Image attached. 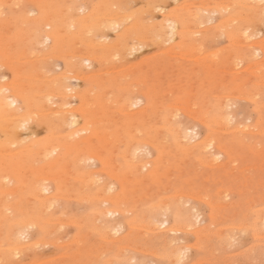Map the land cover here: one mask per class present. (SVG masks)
I'll return each mask as SVG.
<instances>
[{
	"label": "rangeland",
	"instance_id": "obj_1",
	"mask_svg": "<svg viewBox=\"0 0 264 264\" xmlns=\"http://www.w3.org/2000/svg\"><path fill=\"white\" fill-rule=\"evenodd\" d=\"M166 1L167 2H165V3L162 2L159 6H157L155 8V10L153 11V13L151 14V18L147 19V20L145 19V21H147L149 23L156 22V21L160 22L163 19L164 14L175 10L174 6H182L184 4L189 5V4H193L195 2L197 3L198 0L197 1L196 0H194V1L193 0H189V1L188 0H176V1L175 0H166ZM177 1H180L179 2L180 5ZM190 1H192V2H190ZM215 1L216 0H214V1L212 0L210 5H212V3H213V5L210 7L208 6V9L210 8V10L207 9L205 11V9H200V11H199V9H197V8L195 10H194V8L190 9L191 12H193V10H194V12H199L202 21L200 20L201 23L199 25V19L200 18L198 19V23H196L198 27L196 26V24L186 23L187 25H189L188 28L190 29L189 30L190 32H187L188 30L187 31L184 30L185 33L183 34V38L185 40V43H184L183 38L181 39L180 36L177 34L174 36L175 38H173V39L171 38L172 41L169 40L170 39L169 34H166L162 38L161 41H157V40L155 41L154 38L136 41V39L133 38L132 40H130L131 42H129L130 43V45L128 47L129 49L121 50L120 52L116 53L115 55H113L114 53L111 54L110 57H108V59L106 61L102 60L103 62L98 64L97 62H92V61L89 62L88 60H87L88 61L87 62L86 60H84L85 62H82V68H83V71L84 70L86 71V72L84 71L86 74H88L91 71H92L91 74L94 72H97L98 78L101 79V82L106 81L111 77H114V78L116 77L117 82L114 81V85L111 88L107 89L110 91H107V90L105 91V89L98 87L97 86L98 84L96 82L93 84L92 89H91L92 91L89 92V102L92 103V106L89 107L88 111L86 113H84V115L77 114L78 123H77V125H75V127L71 126L69 124L68 119L71 118V116L69 113L66 112V110L68 108L72 109V107L74 108V106H77V105H78L77 108H79V106H81L80 99L78 97H75V96H69V97L63 99V98L55 95L57 93L54 90H52L51 87L47 88V91L46 90L44 91L45 94L39 99L42 101H45L46 107L51 109V111H49L50 112L49 117L45 118L43 116H36V115H34L33 118L31 117L29 119V123H28L27 127L25 126L26 128L23 127V128L19 129V134H20V136L18 135V141L19 142H18V144L12 145V149L13 150H15V149L19 150L18 147L26 146L29 144L32 145L34 142L44 141L48 138H50V139L52 138L54 140L57 137H59L60 139H67L69 142H77L79 140H87V142L83 143L84 146L95 148L101 154L103 159H105L106 162H108V164L102 165V163L99 160H98L99 162L97 160H87L85 162H81V161L76 159L75 155H73L70 158H68V160H67L68 163H65L66 161L64 162V165L61 164L60 166H57L53 169H50V167H47V169L44 170L45 171L44 174L48 175L49 177L46 180L45 184L47 186L48 185H50V186H48L49 187V193L45 192V193H43V196L44 197L52 196V194L57 190L56 185L58 183L61 184L63 187L62 191L60 192V195H62V197H60L58 194V197L53 202H51L52 204H54L53 206L52 205H50V206L42 205V208L38 211L39 215L43 218V221L40 222V224H42V225L46 224L45 226L47 229H49V231L44 236L43 234L42 235L36 234L38 231L37 227L32 229L30 236L27 237L26 239L22 240L23 241L22 247H24L23 253L19 254L16 257L13 256L12 254L8 255L6 252L0 253V255L2 256L0 258V262H1L0 264H3V263L5 264L7 262H8V264H27L29 262L35 263L36 261H38L39 263L36 262L35 264H44V263L45 264H58V263L59 264L60 263L61 264H70V263L71 264H109L110 262H112L113 264H171V262L173 261L172 259L175 260L176 258L174 256L173 257L171 256L169 248L166 245H168V242L172 239H174V241L172 243L173 245L181 246V247H183L184 251L185 250L187 251V252L185 251V253H184L185 255L181 259L182 261L176 259L177 263L173 261L172 264H189V263L192 264V262L195 264H202L201 262H203V264H264V252H263L264 251V234L259 236V237L257 236V235L262 234V232L264 233V221H263L264 211H262V210H264V207H263V204H264V187L263 186H264V184H262L264 182V147H263L264 146V131H263V129H264V116L262 115V114H264V99H262V98H264V87H263V85H264V81H263L264 80V71H263V69H264V44L262 45V43H264V25H263L264 22H263V20H260L258 22H254V20H253L254 18L252 16V11H250L251 6L249 7V4H242V5L240 3L239 4H236V3L233 4V2H234L233 0L232 1L231 0H229V1L218 0L219 2L225 4L224 5L225 7L223 6V4L221 5V7L218 6L220 8L219 9V8H217V6H215L216 5L214 3ZM230 1L232 3H228ZM255 1H257V0H254V1L252 0V3L253 2L255 3ZM259 2H261V3H259ZM25 4L26 3H24L23 5L20 4V5H18L19 7L17 5H15L14 7L15 8L18 7V10H19ZM80 4H81V2H80ZM228 4H230V7L228 6ZM255 4H259V5L262 4L261 6H264V1L263 2L257 1ZM130 5H131L130 8L132 10H135V9L141 8L144 4H143L142 0H133V1H131ZM64 6H65V4L62 7H64ZM80 6H81V9H79L80 13L78 12V14L81 15L85 9H84V4H82ZM190 7H192V5L191 6L189 5L188 8H190ZM211 7H213L214 10ZM27 8H28V11L35 9L33 6H30V8L29 7H27ZM226 8H228V9H226ZM215 9L217 10V13H215L216 12ZM225 9L228 11L226 12ZM16 10H17V8H16ZM202 10H204L205 12H203ZM28 11H27V14L29 17L35 16L37 14V10H35L36 12L34 11V13H33V11L32 12L29 11L30 13ZM210 11H213L210 14V15H212L211 17H210V15H208ZM218 12H220V13H218ZM152 15H154V16H152ZM206 15H207V17L205 18ZM242 15H244V16H242ZM4 16H5V14H4ZM224 16H226V17H224ZM222 17L227 18L230 22H228L227 27H225L224 29H222L220 31L218 30L219 31V33H218V31H215L214 26L217 25L222 20ZM229 17H231V18H229ZM217 21H218V23H217ZM201 24H203V25L201 26ZM205 24H207V25L205 26ZM192 25L198 29L202 27L201 30H203L204 26H205V29L203 31H201L199 29V31H198ZM209 25L210 26L213 25V27L211 26V28H210ZM235 26L240 27L242 35L239 38H242V39L234 40V39H231V37L229 36L230 34L228 32L231 29L235 28ZM194 29H195V31H193ZM206 29H207V31H206ZM118 30L107 29V32L105 31V34H104L105 36L107 35V37L102 36L103 39L101 38L100 35H97V37H96L94 34L87 35L86 38L89 40H93V38H95L93 40L94 43L97 42L96 44H99V45H103L101 43L110 44L111 42L116 41ZM180 30H178V31H180ZM244 30H247V32H244ZM196 31H197V33H193ZM210 32H212V33L210 34ZM221 34H222V36H221ZM251 35H252V38H251ZM187 39H189V40H187ZM256 39H258V40L256 41ZM98 40H100V41H98ZM147 40H149V41H147ZM164 40L165 41L169 40V41L165 42ZM181 40H183L182 43H181ZM208 40H210V41H208ZM244 40L246 41L245 43H248V42H253V43H249L250 44V45L248 44L249 46L247 44L244 46V45H242V43L245 44ZM252 40H254V41H252ZM82 41H80V38H78L75 41H73V43L71 45H66L67 47L65 46V54L68 52L66 55H69L67 57H65V56L57 57V56H59V53H55L54 54L55 57L53 54H51V55H53V57L51 55H48L49 59H47L48 58L47 56L43 57L45 51L52 44L50 41H48L47 44L41 43V45L35 44L34 46L28 47V50L26 52L27 54L25 53V54L21 55L22 60L17 59V61H16L17 63H16V62H14L16 60L15 59V60H13V62L15 64H17L18 66L24 65V66H26V68L28 67L27 72L28 73L30 72L31 73V74L29 73L30 75L33 74L32 75L33 77H35V78L37 77V79L40 78V79H38L39 81L47 82L48 80H50V78L52 79L54 77H59L61 74H64V71H66V68H67V67H65V65H66L65 60H67V59L69 60L70 56L72 55L71 54L72 52L78 53V52H82L83 49H85V45L83 44L84 42L80 43ZM232 41H233V43H232ZM236 41L239 42V44ZM260 41H261V43H260ZM256 42L258 43V45ZM145 43H146V45H145ZM235 43H237V44H235ZM141 44H143V46ZM253 44L254 45L256 44V46L252 47ZM139 45H141V46H139ZM168 45H172V46L170 47ZM239 45H241L242 47H239ZM35 46H36V48L38 47L39 49H36ZM158 46L160 49L158 48ZM208 46H209V48H208ZM258 47L262 48L263 51L260 50L261 51L260 52L258 50L259 49ZM41 48H42V50H40ZM164 48H166L167 50L163 51ZM255 48H257V49L253 50ZM44 49H46V50H44ZM168 49L170 50V52ZM175 49L178 51H176ZM191 49L194 50L193 52L195 54L194 55L192 52L191 53L192 57L190 56V53H189L190 51H192ZM210 49L212 52L210 51ZM160 50H162L163 52ZM181 50H183V51H181ZM173 51H174V53H173ZM200 51H202L203 53ZM208 51H210L212 54H209L210 52H208ZM256 51L257 52L259 51V52L257 53ZM204 52L207 53L208 55L205 54V56H204ZM214 52H216L217 54L216 53L214 54ZM12 53H14V51H12ZM261 53H262L263 57H261ZM29 54L30 55L34 54L33 55L34 57L30 56ZM38 54L39 55L42 54L41 55L42 57L41 56L39 57ZM56 54H58V55L56 56ZM100 54H102V55L104 54L102 49L98 51L97 55L100 56ZM170 54H172V55H170ZM174 54H176V55H174ZM181 54L184 56L179 57V55H181ZM186 54L189 55V57L191 59ZM201 54H203V56L199 57ZM254 54H256V55H254ZM13 56H17V53H15V55L13 54ZM195 56H197L198 58L196 57V58L192 59ZM215 56H217V57H215ZM23 57H25L24 59L27 58V60H23ZM62 57L64 58V60ZM205 57H207V59H204ZM213 57H215V58H213ZM28 58H29V60H28ZM37 58L39 60H40V58L43 59L42 60L43 63L41 60H40V62L38 60H36ZM187 58H189V59L187 60ZM32 59H35V61ZM127 59H128V61H127ZM196 59H197V61H194ZM18 60H21V61H18ZM190 60H193V61L191 62ZM38 62H39V64H37ZM130 63H132V65ZM239 63L241 66L239 65ZM117 64L122 68L118 69L119 66ZM28 65H30V67ZM96 65L99 67H97ZM124 65H126V66H124ZM231 65H233V66H231ZM258 65H260V66L258 67ZM132 66H133V68H132ZM153 66H154V68H153ZM253 66H255V68L256 67L257 68L252 69ZM42 67H44L43 70H42ZM111 67L114 70H117V72L112 70ZM194 67H196V68H194ZM220 67L221 68L223 67L222 68L223 70L228 68V70L223 71ZM225 67H227V68H225ZM229 67L233 71H231ZM232 67H234V68L232 69ZM236 67L239 69L240 68L243 69V67H244V69L243 70H241V69L237 70ZM29 68L31 70H29ZM115 68H117V69H115ZM190 69H191V71H190ZM235 69H236V71H234ZM97 70H99V71H97ZM105 70H108V73H106ZM100 71L101 72L103 71V72L100 73ZM163 71H164V73H162ZM61 72H63V73H61ZM228 72H230V73H228ZM239 72H241V73H239ZM250 72H252V73L250 74ZM35 73H36V75L38 73L39 74L36 76ZM57 73L58 74L60 73V75L55 76L54 74H57ZM76 73H77V71H75L74 74L70 73L69 78L67 80V83L72 88H75V90H77L79 92V91L85 90L87 87V84L84 80L82 81L80 79H77L76 76H75L76 78H73L74 75H77ZM99 73H100V75H99ZM29 74H28L29 77L27 78V81L32 82ZM51 74H53L54 76H52ZM71 74H73V75H71ZM201 74H202V76H201ZM40 75H42L44 78L41 77ZM44 75H46V76L48 75L50 78L48 76L45 77ZM170 75H172L174 78L172 76L169 77ZM183 75H186V77ZM0 77L2 78V79H0L1 82L8 81L11 79V72H9L8 68L2 66V67H0ZM42 78H43V80H41ZM154 78H156L157 81ZM184 78H186V79H184ZM190 79H192V80L189 81ZM34 80L35 79H33V81ZM195 81H197V82H195ZM245 81H246V84L244 83ZM256 82H259V83L255 84ZM188 83H190V84H188ZM247 83L253 84L256 87H254L253 85H249V84H248L249 85L248 86ZM145 85H146V87H145ZM160 85H162V86H160ZM219 87H220V89H218ZM251 87L253 88V90ZM257 87H259V88H257ZM49 89H50V91H49ZM123 89L132 91L134 93L136 92L134 94V96H136V97H134L135 99L133 98V103L136 102V103H134V106H133V104L131 106H128V104L124 100V98L122 96L123 93L121 94V91H123ZM213 89L215 91L216 90H218V91L214 92ZM256 89L257 90L259 89L260 92H257ZM211 90H212V94L215 97H213V95L210 96ZM254 90H256V91H254ZM235 91H237L236 92L237 94L235 93ZM48 92H51V93H48ZM147 93H148V95H147ZM228 93L229 94L233 93L232 95H235V96H232L231 94L229 95ZM48 94L49 95L54 94V95H52V96L50 95V97H49ZM97 94H100V96L104 97V99H103L104 101L103 100L102 101L105 102L106 104H102L100 99L95 101V103H94V98ZM222 94H226V95L228 94L229 97L227 98L226 95L223 96ZM241 94L243 95V97H241ZM246 94L248 95V97L250 99H248V97H246L247 96ZM237 95L240 96L241 98L236 97ZM138 96H139V98H138ZM255 96H257L256 100L258 99L260 103L255 100ZM225 97L227 99H225ZM245 97L247 99H245ZM190 99H192V100H190ZM260 99H262V101H260ZM199 100H200V102H199ZM233 100H235V101H233ZM191 101H192V103L193 102L194 103L192 104ZM137 103H139V104L137 105ZM171 103L173 105L175 103L176 106L175 105L172 106ZM167 104H169V105H167ZM190 104H192L191 107H190ZM125 105H127L128 110H126V112H123L125 110L123 108ZM139 105H140V107H139ZM188 105H189V107H188ZM195 105H196V107H195ZM231 105H232V107H231ZM54 106L55 107L57 106V108H55ZM63 106L65 107V112H63V110H62L64 108ZM66 106L68 107L67 109H66ZM181 106H182V108H181ZM116 107H118L119 109ZM221 107H223L226 110V116L229 114V112H231V114H234L235 118H236V119L234 118L235 120L233 119L234 121L232 120V122H228V121L225 122V123H227V125L230 124L229 126L224 124L225 126H222V128H221V127L217 126L218 124L217 125L213 124V127H212L213 131H215L214 128L221 130L220 132H218V130H216L217 132L215 131V133L217 136L220 137V139L222 140V143L226 144V147H228L225 150L226 153L217 155L218 149L214 150V148H207V149H204L201 151H193L192 148L194 147V145L198 141H200L199 139H201L202 136H204L205 131H206V126L201 124L202 122H200L199 117L203 118L206 115H208L210 118H213L214 115L216 114V110L220 111V109H218V108H221ZM59 108H61V111H62V114H60V115L64 116L66 118V121L63 124L53 123L56 120V118H58V115L54 114V113L56 111H57L56 113H58ZM120 108H123L124 110L121 109L122 112L117 111V109L120 110ZM129 108H130V110L131 109H133V110L129 111ZM134 108L137 112L141 111V110H143V111L146 110V111L141 115V118L138 121H136L134 123H127L126 120L129 119V115L136 113V111H134ZM187 108H189L192 113H190V111L188 112ZM215 108H217V109L215 110ZM55 109H58V110H55ZM185 109H186V111H184ZM212 109H213V111H212ZM54 110H55V112H54ZM173 110H175V111H173ZM210 110H211V112H210ZM260 110L263 112L261 113ZM51 112H53V113H51ZM119 112H121V113H119ZM186 113L189 114L190 116L187 115ZM237 113H238V115H237ZM53 114H54V116H52ZM193 114L194 115L196 114L194 116V118L192 116ZM153 115H155V116H153ZM182 118L184 119V122L182 121ZM195 118H198L199 121L197 119L195 120ZM173 119L178 120L177 121L178 123L179 122H182V123L186 122L185 126L188 127V129H186L188 131V135H189L188 138H183L182 133H180V135H178V136L173 134L171 127H174L177 125V123L175 122L176 120L174 121ZM169 120H171V121L173 120L172 122H175V123H172V122L169 123ZM51 121H53V122H51ZM89 121H91V123H89ZM87 122L89 124H87ZM166 122H168L169 124H167ZM240 122H241V124H240ZM196 123H199V124H196ZM251 123H253V124H251ZM192 124H194V125L192 126ZM234 124H237V125H235V127H237V128L239 126L243 127V129H245V131L240 132L239 130L242 129L241 127H239V129L235 128V130H234V128H232V127H234ZM62 125L66 126V127H63ZM162 125H163V127H162ZM67 126L69 127V129ZM86 126H88L87 129L84 128ZM54 127H56V128H54ZM251 127H253V128H251ZM228 128H229V130H228ZM223 129L224 130L226 129L227 132H225ZM253 129L254 130L256 129L257 131L256 130L254 131ZM62 130L64 132H62ZM260 130L262 132H260ZM52 131H53V134H51ZM66 131L68 132L69 136L67 133H65ZM222 131H224V132L222 133ZM56 132H58L59 134L61 133V134L60 135L56 134ZM149 132H151L152 135H155L157 137V141L159 142L160 147L158 148L153 143L145 144L146 146L144 145L138 151V153L134 156L131 153V151L128 150L127 141L129 140V138L134 137V136H136L140 140H144ZM22 133H24V134H22ZM44 133H46V134H44ZM230 133H232V135ZM21 134H22V136H21ZM107 134H109V135H107ZM168 134H169V136H168ZM243 134H245V135H243ZM256 135H258V137ZM195 136H196V138H195ZM200 136H201V138H200ZM108 137H110V138L108 139ZM179 137H180V139H179ZM242 137L246 139L245 144L250 145L253 148L251 151L245 149L246 147L238 142L239 138L241 139ZM164 138H165V140H164ZM197 138H199V139H197ZM248 139H251V140L248 141ZM256 140L257 141L261 140V142L259 141L258 143H256ZM193 141H195V142H193ZM13 146H15V147H13ZM188 148H190V151L187 150ZM147 149L149 151H147ZM150 151L152 154L150 153ZM203 151H204V153H203ZM148 153H150V154H148ZM225 155H226V157H225ZM53 157H44V154L41 153V154L35 155L34 158L28 160L26 163H25V161L22 162V163H25L22 177H23V179H26L25 181L27 182V186L24 187L22 192L14 190V191H11V193L10 192L7 193L8 192V190H7L6 192H4L7 194L0 193V212H1V215L11 216L14 212V210L13 211L8 210L11 206L18 207V208H20L22 206V210L23 209H26V210H35L36 209V206L38 204V200L36 199V197H33V195H30L28 193V191H29L28 185L30 183L31 184L34 183L37 180V178H38V176L36 175L37 172L39 170L43 169V166H47L48 160L52 159ZM204 160L206 163L204 162ZM137 161L139 163H135ZM140 161L147 163V166L145 167V169H144V166H142L144 163H142ZM207 161L210 162L209 163L210 167L208 166ZM213 161H215V162H213ZM114 162L117 163L118 165L115 164ZM200 162H203V164L204 163L205 164L203 165ZM211 162H213L214 165ZM219 162H223V163H219ZM99 163L101 165H99ZM218 163H219V165H218ZM242 166H244V167H242ZM245 166H247L246 167L247 169L245 168ZM136 167L138 169L139 168L140 169L138 170V169H136ZM256 167H258L257 171L255 169ZM93 169H95L94 171H96L98 173L93 174L92 173ZM103 169H105V171ZM154 169L156 170V173H157L156 175L151 174V172ZM262 169H263V171H262ZM106 171H108L109 175H111V176H108V174H107L108 172L106 173ZM258 174H260L259 176H262V177H259ZM74 177H76V178H74ZM77 177L79 179H77ZM93 177H94V179H93ZM119 178H120V180H119ZM122 179H124V180H122ZM91 180L92 181L94 180V181L92 182ZM91 183H93V184L91 185ZM107 183H108V185H106ZM114 183H115L114 188L109 191L108 188H109L110 184L112 185ZM5 184H7L8 188H11V187L14 188L16 185L15 183H7V182ZM261 184H262V187H261ZM83 186L84 187L87 186L88 189L86 187L84 189ZM253 186H255L257 189ZM223 189H224V191H223ZM252 189L255 192H253ZM221 190L223 192H221ZM178 191L183 193L182 195L180 194L181 196H184V193H185V197H183V199H182V197L178 196V194H179ZM169 192H171L170 193L171 195H166ZM177 192H178V194H176L177 195L176 196L175 193H177ZM237 192H239V193H237ZM242 192H244V193H242ZM250 192H252L253 194ZM172 193H173V195H172ZM191 193L193 194V196H197V198H196L197 200L195 198H193L194 199L193 201L190 200V199H192L191 198L192 195L190 196ZM72 194H73V197H72ZM97 194L101 195V197H100L101 199L108 198L111 195H115V196H118L120 198V201H121L120 206H114L113 209L119 208V209H121L122 212L121 213L116 212L113 216L109 217V218L115 220L117 225L119 223L121 224V226L123 225L118 233L104 227V225H103L104 221L99 216V212H100V207L106 206L107 204H105L103 202L101 203L99 200L97 201L95 199H92L93 196H96ZM162 194L165 195V199L162 198V196L164 197V195H162ZM217 194H220V195L217 196ZM221 194H223V195H221ZM188 195L190 196V198ZM256 195L257 196L259 195V197H256ZM63 196L64 197L67 196L66 199ZM69 196H70V198H69ZM2 197H4V199ZM150 197H152V198L150 199ZM200 197L201 198L205 197V198H203L204 200L201 201L202 199H200ZM244 197H246V198L244 199ZM248 197H250V198H248ZM140 199H141V201H140ZM161 199H163V200H161ZM174 199L179 200L181 203H183L182 205L184 207L186 206L185 208L190 209L195 214L196 217L194 218V220H195L196 226L195 225L192 226L193 230L190 229V231H192V232L188 231V228H187V231L186 230H184V231L183 230H176L175 231V229L174 230L170 229V226H168V225L170 223H172L171 222L172 221L171 214H167V215L163 214L162 216L159 217V219H157V220H159L157 222V225L153 224V220L150 218V214L152 212L151 210L164 205V202H167V200L173 201ZM241 199L244 203H242ZM248 199H250V200H248ZM255 199L256 200L258 199L257 202ZM205 200H206V202H205ZM127 201L130 202V204H128ZM222 201H223V203H222ZM234 201H235V203H234ZM154 203L155 204L158 203V204L155 205ZM218 203H220L221 205H218ZM240 203H241V206L238 205ZM212 204H214V205H212ZM215 204H217V205H215ZM229 206H231V208ZM235 206L236 207L238 206V207L236 208ZM248 206H249V208H248ZM261 206L263 208H260ZM244 207H246V208L244 209ZM254 207H256V208H254ZM43 209H45V210H43ZM94 210H96V211H94ZM147 210H150V211H147ZM241 211H242V213H241ZM81 212H82V214H80ZM83 212H85L84 215H83ZM234 212H236V213H234ZM248 212H250V213H248ZM261 212H263V213H261ZM257 214H258V216H257ZM80 215H82V217ZM85 215H88V216H85ZM261 215H262V218H261ZM125 216H127V217H125ZM216 216H217V218H216ZM236 216H238V217H236ZM239 216H240V218H239ZM60 217L64 218L65 220L68 219V221H65V223L64 222H57V219H60ZM90 217H91V219H90ZM222 217H224L225 219ZM227 217H228V219H227ZM232 217H234V218H232ZM48 218L50 219L51 223H49ZM167 218H168L169 222L168 223L167 222L162 223ZM207 218L208 219L210 218V219L208 220ZM260 218L262 219L261 221H260ZM45 219L47 220L46 222H44ZM51 219H54V221L52 222ZM64 219H62V221H64ZM206 219L208 220V223L206 222L207 221ZM217 220H219V221H217ZM97 221H99V223ZM47 222L49 223V225L47 224ZM242 223H243V225H241ZM50 224H52V225H50ZM54 224H55V226H54ZM134 224H136L137 227H135ZM140 224L142 225V228L140 226L138 227V225H140ZM225 224H226V226H222ZM244 224H247L248 228ZM57 225H59V227H56ZM145 225H146V229H147V227H149L147 229V231L145 230ZM227 225H230L231 227L227 226ZM238 225H240V226L237 227ZM86 226H87V228H86ZM151 226H157V227H159V229L156 228V229L152 230ZM164 226H166V227H164ZM233 226H235V227H233ZM133 227H135L134 229L136 230V232H135V230H133ZM167 227H169V228H167ZM252 227H254V228H252ZM53 228L54 229L58 228V229L54 230ZM80 228L82 231L80 230ZM164 228H166V229H164ZM229 228H230V230H228ZM257 228H259V229H257ZM149 229H151V232H152L151 235H150ZM181 229H185V228H181ZM246 229H247V231H246ZM60 231H62V232H60ZM79 231H80V233H79ZM174 231L176 232V234H174ZM200 231H201V233H200ZM208 231H209V234H208ZM1 232L2 231H0V244L2 243L1 248L5 250L6 249V241L4 240V237H1V236H4V234L3 233L1 234ZM256 232H257V234H256ZM76 234L78 236H76ZM83 234H84V236H83ZM86 234H87V236H86ZM108 234H110V235L108 236ZM156 234H158L157 240H155ZM253 234L254 235L256 234L255 235L256 238H253L254 237ZM138 235H139V237L137 238ZM54 236H55V238H52ZM60 236H61V238H60ZM99 236L100 237L102 236L103 239L106 238L104 236H107V238H106V240L103 241ZM110 236H112V239L109 238ZM203 236H205V237L203 238ZM148 237H149V239H147ZM232 237H233V239H231ZM39 238L41 240H39ZM36 239H37V241H35V242L31 241V240H36ZM62 239H63V241H62ZM162 239H163V241H162ZM56 241H57V243H56ZM202 241H204V242H202ZM54 242H55V244H54ZM73 242L77 243V245H76L77 247L75 246V243H73ZM24 243H25V245H24ZM190 243L192 246L189 245ZM38 244H39V246H38ZM124 244L126 245L125 247H124ZM67 245H69V246H67ZM186 245H188V246H186ZM200 245H202V247H203L202 249H201ZM219 245H220V247H219ZM138 246L140 247V249L144 248L145 252L143 251L144 249L140 251ZM64 247H66V249H64ZM67 247H70V248H67ZM73 247H75L76 249ZM136 248H137V250H136ZM152 249L154 252L158 253L159 255H157L155 253L157 255L156 256L153 253V251H151ZM188 249H190V250H188ZM127 250H130V251L127 252ZM147 251H150L152 253L150 254ZM73 252L74 253L76 252V253L74 254ZM31 253H32V255H31ZM79 253H80V255H79ZM112 253H114V254H112ZM247 253H249V254H247ZM61 254L66 255V256H62ZM69 254L71 255V257L69 256ZM93 255H95V256H93ZM103 255H105V256H103ZM35 256H37V257H35ZM53 256L58 262L54 258H52L51 261L45 260V259L50 260V258ZM60 256H62V257H60ZM72 257H74V259ZM76 259H77V261L75 263L74 261ZM42 260H43V262H42ZM53 260H55V261H53ZM63 260H64V263H63ZM40 261H41V263H40ZM52 261H53V263H51Z\"/></svg>",
	"mask_w": 264,
	"mask_h": 264
},
{
	"label": "bare ground",
	"instance_id": "obj_2",
	"mask_svg": "<svg viewBox=\"0 0 264 264\" xmlns=\"http://www.w3.org/2000/svg\"><path fill=\"white\" fill-rule=\"evenodd\" d=\"M131 1H133V0H0V67H2V66H4V67H6V68H8V70H9V72H11V79L10 80H8V81H5V82H1L0 81V193H4V192H6L7 190H8V192L7 193H11V191H23V189H24V187L25 186H27V182L25 181L26 179H23V177H22V175H23V169H24V165H25V163L28 161V160H30V159H32V158H34L35 157V155H38V154H41V153H43L44 154V157H53L52 159H49L48 160V162H47V166H43V169H41V170H39L38 172H37V176H38V178H37V180L34 182V183H30L29 185H28V187H29V191H28V193L30 194V195H33V197H36V199L38 200V204H37V206H36V209L35 210H26V209H23L22 210V206L20 207V208H18V207H14V206H11L8 210H11V211H13L14 210V212H13V214L11 215V216H5V215H1V212H0V231H2L1 232V234L3 233L4 234V236H1V237H4V240L6 241V249L4 250V249H2L1 248V246H2V243L0 244V253H4V252H6L8 255H13V256H18L19 254H21V253H23V251H24V247H22V245H23V239H26L27 237H29L30 236V234H31V230L32 229H34L35 227H37V235L39 234H43L44 236L48 233V231H49V229H47L46 228V224L45 225H42V224H40V222H42L43 221V218L39 215V210L42 208V205H48V206H50V205H54V204H52L51 202H53L57 197H58V194H59V196L60 197H62V195H60V192L62 191V189H63V187H62V185L61 184H57L56 185V191L52 194V196H48V197H44L43 196V193H45V192H48L49 193V187L48 186H50V185H46L45 184V182H46V180L48 179V175H45L44 174V170L45 169H47V167H50V169H53V168H55V167H57V166H60L61 164H63L64 165V162L65 163H68V158H70L71 156H73V155H75V157H76V159L77 160H79V161H81V162H85V161H87V160H99L101 163H102V165H105V164H108V162H106V160L105 159H103V157L101 156V154L95 149V148H92V147H88V146H84V144L83 143H85V142H87V140H79V141H77V142H69L67 139H60L59 137H57L56 139H50V138H48V139H46V140H44V141H40V142H34L32 145L31 144H29V145H26V146H22V147H18L17 145V147L19 148V150H17V149H15V150H13L12 149V145H15V144H18V135L20 136V134H19V129L20 128H23V127H27V125H28V123H29V119L32 117H34V115H36V116H43V117H45V118H48L49 117V115H50V112L49 111H51V109H49V108H47L46 107V102L45 101H42V100H40L39 98H41L44 94H45V90L47 91V88H49V87H51L52 88V90H54L57 94H55V95H57V96H59V97H61V98H63V99H65V98H67V97H69V96H75V97H78L79 99H80V102H81V106H79V108H77V106H74V108L72 107V109H70V108H68L67 106H66V112L67 113H69L70 114V116H71V118H69L68 120H69V124L71 125V126H74L75 127V125H77V123H78V116H77V114H81V115H84V113H86L87 111H88V109H89V107H91L92 106V103H90L89 102V92L90 91H92L91 89H92V86H93V84L96 82L98 85V87H100V88H102V89H105V91L107 90V89H109V88H111L113 85H114V81H116L117 82V78L115 77H111V78H109L108 80H106V81H102L101 82V79H99L98 78V73L97 72H94V73H92L91 74V72H89L88 74H86L84 71H83V68H82V62H85L84 60H88L89 62L90 61H92V62H97L98 64L99 63H101V62H103L102 60H104V61H106L107 59H108V57H110V55L111 54H113V55H115L116 53H118V52H120L121 50H127V49H129L128 47H129V45H130V43L129 42H131L130 40H132L133 38H135L136 39V41L138 40H146V39H152V38H154V40L156 41H161L162 40V38L166 35V34H169V40H171V38L173 39V38H175L174 36L177 34V35H179L180 36V38L182 39L183 38V34L185 33L184 32V30L185 31H187V32H190L189 30V28H188V26L189 25H187L186 23H189V24H196V23H198V19H199V25H200V20H201V17H200V13L199 12H194V10L197 8V9H199V11H200V9H205V11L208 9V6L210 7V6H212L213 5V3H212V5H210V3L212 2V0H196L197 1V3L195 2V3H193V4H189L190 6L192 5V7H190V8H188L189 7V5H185L184 3V5H182V6H174L175 7V10H173V11H171V12H169V13H166V14H164L163 15V19L160 21V22H152V23H149V22H147V21H145V19L147 20V19H150L151 18V14L153 13V11L155 10V8L157 7V6H159L162 2H167L166 0H142L143 1V6L141 7V8H138V9H135V10H132L130 7H131ZM176 1V0H175ZM189 1V0H188ZM194 1V0H193ZM200 1V2H199ZM214 1V0H213ZM218 0H216L214 3L216 4H214L215 6H217V8H219V7H221V5L223 4V6L225 5L224 3H221V2H217ZM221 1V0H220ZM227 1H229V0H227ZM226 1V2H227ZM232 1V0H231ZM228 2V3H232V2ZM234 2H233V4L234 3H236V4H249V7L251 6V8H250V11H252V16H253V20H254V22H258V21H260V20H263V22H264V6H261V5H259V4H255L257 1H264V0H257V1H255V3L253 2L252 3V0H233ZM254 1V0H253ZM80 2H81V4H80ZM178 3L180 2V1H177ZM190 2H192V1H190ZM24 3H26L23 7H21L19 10H18V5H23ZM65 4V6L64 7H62L64 4ZM174 3V2H173ZM188 3V2H187ZM259 3H261V2H259ZM82 4H84V12H82V14L80 15V14H78V12H79V9H81V6L80 5H82ZM177 4V3H176ZM232 4V5H233ZM15 5H17L18 7H16L17 8V10H16V8L14 7ZM178 5V4H177ZM179 5H180V3H179ZM30 6H33L35 9L34 10H29L30 12H32L33 11V13H34V11L35 10H37V14L35 15V16H32V17H29L28 16V14H27V11H28V8L27 7H29L30 8ZM219 6V7H218ZM227 6V5H226ZM228 6L230 7V4H228ZM244 6V5H243ZM177 7V8H176ZM225 7V6H224ZM228 7V8H229ZM23 8V9H22ZM191 8H194V10H193V12H191L190 11V9ZM211 8H213V7H211ZM216 8V9H217ZM228 8H226V9H228ZM215 9V10H216ZM220 9V8H219ZM223 9V8H222ZM221 9V10H222ZM225 9V11L227 12L228 10H226ZM208 10H210V8L208 9ZM213 10H214V8H213ZM224 10V9H223ZM28 11V12H29ZM198 11V10H197ZM203 12H205L204 10H202ZM238 11V10H237ZM29 12V13H30ZM36 12V11H35ZM208 12V11H207ZM211 12H213V11H210L209 12V14L208 15H210L211 14ZM80 13V12H79ZM215 13H217V10H216V12ZM218 13H220V12H218ZM224 13V12H223ZM251 13V12H250ZM4 14H5V16H4ZM152 16H154V15H152ZM202 16V15H201ZM212 15H210V17H211ZM223 16V15H222ZM227 16V15H226ZM226 16H224V17H226ZM242 16H244V15H242ZM207 17V15L205 16V18ZM234 17V16H233ZM229 18H231V17H229ZM155 19V18H154ZM157 19V18H156ZM211 19V18H210ZM208 20V19H207ZM154 21V20H153ZM202 21V20H201ZM232 21V20H231ZM228 22H230L227 18H223L222 17V20L218 23V21H217V25H215L214 27H215V31H220V30H222V29H224L225 27H227V24H228ZM206 23V22H205ZM204 24V23H203ZM203 24H201V26L203 25ZM208 24V23H207ZM207 24H205V26L207 25ZM262 25V24H261ZM264 25V24H263ZM193 26V25H192ZM191 26V27H192ZM196 26H197V24H196ZM205 26H204V29H205ZM210 26V25H209ZM208 26V27H209ZM212 27H213V25H211ZM211 26H210V28H211ZM194 28H195V26H193ZM198 27V26H197ZM200 27V26H199ZM188 28V29H187ZM202 28V27H201ZM201 28H199L200 30H201ZM243 28V27H242ZM107 29H113V30H118V34H117V38H116V41H113V42H111L110 44H107V43H101V44H103V45H99V44H96V43H94V39L95 38H93V40H89V39H87L86 38V36L87 35H90V34H94L96 37H97V35H100L101 36V38H102V36H105L104 34H105V31L107 32ZM181 29V30H180ZM195 29H197L198 31H199V29L198 28H195ZM195 29L193 30V31H195ZM203 29V30H204ZM244 29V28H243ZM178 30H180V31H178ZM192 30V29H191ZM203 30H201V31H203ZM255 30V29H254ZM206 31H207V29H206ZM213 31V30H212ZM219 31H218V33H219ZM226 31V30H225ZM116 32V31H115ZM244 32H247V30H244ZM117 33V32H116ZM193 33H197V31L196 32H193ZM209 33V32H208ZM207 33V34H208ZM212 32H210V34H211ZM230 35V37H231V39H234V40H237V39H242V38H239L241 35H242V32H241V29H240V27L238 26H235V28H233V29H231L229 32H228ZM223 34V33H222ZM222 34H221V36H222ZM247 34V33H246ZM111 35V34H110ZM109 35V36H110ZM195 35V34H194ZM224 35V34H223ZM198 36V35H197ZM105 37H107V35L105 36ZM168 37V36H167ZM216 37V36H215ZM78 38H80V41H82V42H80V43H83L84 45H85V49H83V51L82 52H78V53H71L72 55L70 56V58H69V60L67 59V60H65V62H66V65H65V67H67L66 68V71H64V74H61L60 75V73L58 74H54L55 76L56 75H60L59 77H54V78H50L48 75V77L50 78V80H48L47 82H44V81H39L38 79H40V78H38L37 79V77L35 78V77H33L32 75H30L28 72H27V68H26V66H24V65H22V66H18L17 64H15L14 62H16L17 61V59H21L22 60V56L21 55H23V54H25L26 52H27V50H28V47H31V46H34L35 44H39V45H41V43H44V44H47L48 43V41H50L52 44H51V46L46 50V49H44V50H46L45 51V53H44V55H43V57H45V56H47L48 57V55H51V54H55V53H59V56H57L58 54H56V56L57 57H61V56H65V57H67V56H69V55H66L65 54V46L66 45H71L72 43H73V41H75L76 39H78ZM100 38V39H101ZM249 38V37H248ZM251 38H252V35H251ZM82 39V40H81ZM103 39V38H102ZM107 39V38H106ZM250 39V38H249ZM169 40H166V41H169ZM183 40H184V38H183ZM183 40H181V43H182V41ZM187 40H189V39H187ZM233 40V41H234ZM258 39H256V41H257ZM98 41H100V40H98ZM135 41V42H136ZM147 41H149V40H147ZM165 41V40H164ZM165 41V42H166ZM172 41V40H171ZM208 41H210V40H208ZM233 41H232V43H233ZM250 41V40H249ZM252 41H254V40H252ZM79 42V41H78ZM229 42V41H228ZM231 42V41H230ZM237 42V41H236ZM246 41L244 40V43H245ZM184 43H185V40H184ZM238 44H239V42H237ZM237 43H235V44H237ZM249 43H253V42H248V43H245V44H243L242 43V45H248ZM257 43V42H256ZM260 43H261V41H260ZM76 44V43H75ZM79 44V43H78ZM150 44V43H149ZM148 44V45H149ZM159 44V43H158ZM167 44V43H166ZM234 44V45H235ZM241 44V43H240ZM264 43H262V45H263ZM142 46H143V44H141ZM141 45H139V46H141ZM145 45H146V43H145ZM144 45V46H145ZM250 45V44H249ZM248 45V46H249ZM257 45H258V43H257ZM15 46V47H14ZM136 46V45H135ZM168 46H172V45H168ZM200 46V45H199ZM236 46V45H235ZM238 46V45H237ZM254 46H256V44L254 45H252V47H254ZM67 47V46H66ZM167 47V46H166ZM176 47V46H175ZM239 47H242L241 45H239ZM35 48H36V46H35ZM158 48H159V46H158ZM173 48V47H172ZM171 48V49H172ZM208 48H209V46H208ZM233 48V47H232ZM244 48V47H243ZM259 49V51L260 50H262L263 51V49L262 48H260V47H258ZM36 49H39L38 47L36 48ZM102 49V51L104 52V54L102 55V54H100V56H98L97 54H98V51L99 50H101ZM160 49V48H159ZM193 49V48H192ZM191 49V50H192ZM257 48H255V49H253V50H256ZM16 50V51H15ZM40 50H42V48L40 49ZM135 50V49H134ZM164 50H167L166 48H164L163 49V51ZM169 50V49H168ZM176 50V49H175ZM213 50V49H212ZM12 51H14V53H12ZM77 51V50H76ZM75 51V52H76ZM79 51V50H78ZM136 51V50H135ZM134 51V52H135ZM160 51H162V50H160ZM162 51V52H163ZM176 51H178V50H176ZM181 51H183V50H181ZM194 50H192V51H188L189 53H190V56L192 55L191 53L193 52ZM210 51H211V49H210ZM210 51H208V52H210ZM215 51V50H214ZM258 51V52H259ZM125 52V51H124ZM138 52V51H137ZM169 52H170V50H169ZM200 52H202V51H200ZM199 52V53H200ZM212 52V51H211ZM209 53V54H212V53ZM257 52V51H256ZM257 52V53H258ZM261 52V51H260ZM15 53H17V56H13V54L15 55ZM123 53V52H122ZM121 53V54H122ZM173 53H174V51H173ZM177 53V52H176ZM179 53V52H178ZM182 53V52H181ZM186 53V52H185ZM196 53V52H195ZM203 53V52H202ZM216 52H214V54H215ZM27 54V53H26ZM134 54V53H133ZM193 54H194V52H193ZM197 54V53H196ZM205 54H207V53H205L204 52V56H205ZM217 54V53H216ZM30 55V54H29ZM28 55V56H29ZM34 55V54H33ZM33 55H30V56H32V57H34ZM39 55V54H38ZM42 55V54H41ZM41 55H39V57L41 56ZM53 55H51L52 57H53ZM170 55H172V54H170ZM174 55H176V54H174ZM178 55V54H177ZM187 55V54H186ZM195 55V54H194ZM193 55V56H194ZM199 55V54H198ZM208 55V54H207ZM254 55H256V54H254ZM258 55V54H257ZM26 56V55H25ZM29 56V57H30ZM131 56V55H130ZM183 57L184 55H179V57ZM188 57H189V55H187ZM201 56H203V54H201L199 57H201ZM211 56V55H210ZM260 56V55H259ZM258 56V57H259ZM37 57V56H36ZM38 57V58H39ZM42 57V56H41ZM54 57H55V55H54ZM118 57V56H117ZM192 57V56H191ZM197 56H195V57H193L192 59H194V58H196ZM215 57H217V56H215ZM215 57H213V58H215ZM231 57V56H230ZM261 57H263L262 56V53H261ZM25 57H23V60H27V58L26 59H24ZM36 59V60H38L39 62H40V60L42 61L43 59H41L40 58V60L39 59ZM63 58V57H62ZM61 58V59H62ZM186 58V57H185ZM184 58V59H185ZM190 58V57H189ZM189 58H187V60L189 59ZM198 58V57H197ZM232 58V57H231ZM260 58V57H259ZM16 59V60H15ZM47 59H49V57L47 58ZM191 59V58H190ZM200 59V58H199ZM198 59V60H199ZM204 59H207V57H205ZM220 59V58H219ZM13 60H15L14 62H13ZM21 60H18V61H21ZM28 60H29V58H28ZM31 60V59H30ZM32 60H34L35 61V59H32ZM63 60H64V58H63ZM217 60V59H216ZM87 61V62H88ZM127 61H128V59H127ZM153 61V60H152ZM191 62L193 61V60H190ZM189 61V62H190ZM194 61H197V59L196 60H194ZM256 61V60H255ZM263 61V60H262ZM26 62V61H25ZM39 62L37 63V64H39ZM48 62V61H47ZM245 62V61H244ZM17 63V62H16ZM42 63H43V61H42ZM150 63V62H149ZM236 63V62H235ZM254 63V62H253ZM257 63V62H256ZM45 64V63H44ZM43 64V65H44ZM131 65H132V63H130ZM192 64V63H191ZM87 65V64H86ZM118 65V64H117ZM239 65H240V63H239ZM249 65V64H248ZM247 65V66H248ZM29 67H30V65H28ZM36 66V65H35ZM41 66V65H40ZM97 66V65H96ZM111 66V65H110ZM109 66V67H110ZM119 66V65H118ZM123 66V65H122ZM124 66H126V65H124ZM130 66V65H129ZM161 66V65H160ZM231 66H233V65H231ZM235 66V65H234ZM238 66V65H237ZM241 66V65H240ZM243 66V65H242ZM251 66V65H250ZM260 65H258V67H259ZM263 66V65H262ZM20 67V68H19ZM32 67V66H31ZM97 67H99V66H97ZM116 67V66H115ZM239 67V66H238ZM254 67V68H253ZM252 67V69H256L255 68V66H253ZM112 68V67H111ZM120 68H122V67H120L119 66V68L118 69H120ZM132 68H133V66H132ZM153 68H154V66H153ZM159 68V67H158ZM174 68V67H173ZM194 68H196V67H194ZM221 68V67H220ZM223 68V67H222ZM221 68V69H222ZM225 68H227V67H225ZM230 68V67H229ZM234 67H232V69H233ZM237 68V67H236ZM247 68V67H246ZM44 69V67H42V70ZM51 69V68H50ZM49 69V70H50ZM65 69V68H64ZM104 69V68H103ZM115 69H117V68H115ZM128 69V68H127ZM192 69V68H191ZM191 69H190V71H191ZM239 68H237V70H238ZM241 69V68H240ZM239 69V70H240ZM243 69H244V67H243ZM243 69H241V70H243ZM29 70H31L30 68H29ZM46 70V69H45ZM77 71V75H74V77L73 78H76L77 77V79H80V80H84L85 82H86V84H87V87H86V89L85 90H82V91H77V90H75V88H72L68 83H67V80H68V78H69V75H70V73H73L74 74V72L75 71ZM112 70H114L113 68H112ZM123 70V69H122ZM219 70V69H218ZM223 70V69H222ZM224 70H228V68L227 69H224ZM223 70V71H224ZM230 70H231V68H230ZM251 70V69H250ZM259 70V69H258ZM257 70V71H258ZM262 70V69H261ZM51 71V70H50ZM97 71H99V70H97ZM106 71V73H108V70H105ZM104 71V72H105ZM114 71H116L117 72V70H114ZM175 71V70H174ZM231 71H233V70H231ZM234 71H236V69L234 70ZM263 71H264V69H263ZM103 72V71H102ZM101 71H100V73H102ZM110 72V71H109ZM127 72V71H126ZM169 72V71H168ZM256 72V71H255ZM260 72V71H259ZM50 73V72H49ZM61 73H63V72H61ZM100 73H99V75H100ZM151 73V72H150ZM162 73H164V71L162 72ZM227 73V72H226ZM228 73H230V72H228ZM235 73V72H234ZM239 73H241V72H239ZM248 73V72H247ZM252 72H250V74H251ZM28 74L30 75V77H31V80H32V82L31 81H27V78L29 77L28 76ZM39 74V73H38ZM37 74V75H38ZM73 74H71V75H73ZM128 74V73H127ZM157 74V73H156ZM170 74V73H169ZM238 74V73H237ZM35 75H36V73H35ZM36 75V76H37ZM52 76H54L53 74H51ZM123 75V74H122ZM130 75V74H129ZM2 76V75H1ZM41 77H43L42 75H40ZM45 77H47L46 75H44ZM76 76V77H75ZM105 76V75H104ZM145 76V75H144ZM172 75H170L169 77H171ZM183 76H185L186 77V75H183ZM201 76H202V74H201ZM4 77V76H3ZM71 77V76H70ZM173 77V76H172ZM35 79L34 81H33V79ZM44 78V77H43ZM43 78L41 79V80H43ZM152 78V77H151ZM174 78V77H173ZM190 78V77H189ZM0 79H2L1 77H0ZM6 79V78H5ZM46 79V78H45ZM155 80H156V78H154ZM184 79H186V78H184ZM240 79V78H239ZM251 79V78H250ZM153 80V79H152ZM192 79H190L189 81H191ZM244 80V79H243ZM46 81V80H45ZM148 81V80H147ZM157 81V80H156ZM188 81V82H189ZM259 81V80H258ZM261 81V80H260ZM264 81V80H263ZM182 82V81H181ZM195 82H197V81H195ZM194 82V83H195ZM262 82V81H261ZM234 83V82H233ZM245 84H246V81L244 82ZM257 83H259V82H256L255 84H257ZM73 84V83H72ZM135 84V83H134ZM188 84H190V83H188ZM193 84V83H192ZM249 83H247V85H248ZM261 84V83H260ZM137 85V84H136ZM139 85V84H138ZM156 85V84H155ZM249 85H253V84H249ZM248 85V86H249ZM96 86V87H97ZM160 86H162V85H160ZM180 86V85H179ZM247 86V87H248ZM254 86V85H253ZM252 86V87H253ZM259 86V85H258ZM91 87V88H90ZM95 87V86H94ZM144 87V86H143ZM145 87H146V85H145ZM156 87V86H155ZM166 87V86H165ZM251 87V88H252ZM254 87H256V86H254ZM263 87H264V85H263ZM257 88H259V87H257ZM162 89V88H161ZM160 89V90H161ZM183 89V88H182ZM218 89H220V87L218 88ZM255 89V88H254ZM214 90V89H213ZM252 90H253V88H252ZM257 90V89H256ZM256 90H254V91H256ZM262 90V89H261ZM49 91H50V89H49ZM107 91H110V90H107ZM136 91V90H135ZM216 91H218V90H216ZM215 90H214V92H216ZM221 91V90H220ZM247 91V90H246ZM253 91V92H254ZM225 92V91H224ZM237 91H235V93H236ZM257 92H260L259 91V89L257 90ZM256 92V93H257ZM48 93H51V92H48ZM123 93V94H122ZM136 93V92H135ZM134 92H132V91H129V90H124L123 89V91H121V94H122V96H123V98H124V100L126 101V103L128 104V106H131L132 104H133V106H134V103H136V102H134L133 103V98L134 97H136V96H134V94H135ZM141 93V92H140ZM234 93V92H233ZM232 93V94H233ZM262 93V92H261ZM142 94V93H141ZM146 94V93H145ZM210 94V93H209ZM216 94V93H215ZM221 94V93H220ZM219 94V95H220ZM229 94V93H228ZM226 95V94H222L223 96L224 95H226V97L228 98L229 97V95L231 94H229V95ZM231 94V95H232ZM237 94V93H236ZM240 94V93H239ZM255 94V93H254ZM49 95V94H48ZM51 95V94H50ZM50 95H49V97H50ZM52 95H54V94H52ZM51 95V96H52ZM104 95V94H103ZM147 95H148V93H147ZM159 95V94H158ZM211 95H213L212 94V90H211V94H210V96ZM218 95V94H217ZM245 95V94H244ZM247 95V94H246ZM253 95V94H252ZM256 95V94H255ZM107 96V95H106ZM142 96V95H141ZM152 96V95H151ZM162 96V95H161ZM176 96V95H175ZM206 96V95H205ZM221 96V95H220ZM232 96H235V95H232ZM231 96V97H232ZM250 96V95H249ZM254 96V95H253ZM262 96V95H261ZM56 97V96H55ZM146 97V96H145ZM213 97H215L214 95H213ZM217 97V96H216ZM222 97V96H221ZM220 97V98H221ZM225 97V99H227ZM236 97H238V98H241V97H243V95L241 94V97L240 96H236ZM246 97H248V95L246 96ZM245 97V99H247ZM52 98V97H51ZM138 98H139V96H138ZM151 98V97H150ZM194 98V97H193ZM197 98V97H196ZM219 98V99H220ZM224 98V97H223ZM235 98V97H234ZM256 98H257V96H255V100H256ZM259 98V97H258ZM101 100V102H102V104H106L105 102H103L104 100V97L103 96H100V94H97L96 96H95V98H94V103H95V101H97V100ZM120 99V98H119ZM135 99V98H134ZM142 99V98H141ZM157 99V98H156ZM206 99V98H205ZM215 99V98H214ZM213 99V100H214ZM224 99V100H225ZM230 99V98H229ZM248 99H250L249 97H248ZM262 99H264V98H262ZM262 99H260V101H262ZM58 100V99H57ZM69 100V99H68ZM103 100V101H102ZM121 100V99H120ZM158 100V99H157ZM190 100H192V99H190ZM197 100V99H196ZM207 100V99H206ZM252 100V99H251ZM65 101V100H64ZM107 101V100H106ZM143 101V100H142ZM159 101V100H158ZM209 101V100H208ZM233 101H235V100H233ZM256 101H258L259 102V100L257 99ZM148 102V101H147ZM199 102H200V100H199ZM207 102V101H206ZM224 102V101H223ZM115 103V102H114ZM144 103V102H143ZM191 103H192V101H191ZM194 103V102H193ZM192 103V104H193ZM237 103V102H236ZM260 103V102H259ZM263 103V102H262ZM70 104V103H69ZM139 103H137V105H138ZM172 104V103H171ZM192 104H190V107H191V105ZM230 104V103H229ZM233 104V103H232ZM255 104V103H254ZM141 105V104H140ZM140 105H139V107H140ZM146 105V104H145ZM167 105H169V104H167ZM174 105H175V103H174ZM173 104H172V106H174ZM181 105V104H180ZM183 105V104H182ZM199 105V104H198ZM236 105V104H235ZM234 105V106H235ZM256 105V104H255ZM144 106V105H143ZM176 106V105H175ZM178 106V105H177ZM217 106V105H216ZM222 106V105H221ZM253 106V105H252ZM55 107V106H54ZM64 107V106H63ZM62 107V108H63ZM71 107V106H70ZM123 107V106H122ZM149 107V106H148ZM179 107V106H178ZM188 107H189V105H188ZM193 107V106H192ZM195 107H196V105H195ZM214 107V106H213ZM231 107H232V105H231ZM52 108V107H51ZM55 108H57V106L55 107ZM116 108H118V107H116ZM125 110H124V109ZM123 108H120V110H118L117 109V111H121L122 112V110L121 109H123L124 111L123 112H126V110H128V107H127V105H125ZM142 108V107H141ZM181 108H182V106H181ZM180 108V109H181ZM201 108V107H200ZM208 108V107H207ZM49 109V110H48ZM54 109V108H53ZM176 109V108H175ZM178 109V108H177ZM189 108H187V111L189 112L190 111V113H192L191 112V110L189 109ZM194 109V108H193ZM196 109V108H195ZM217 108H215V110H216ZM218 109H220V111L218 110H216V114L214 115V117L213 118H210L208 115H204L205 117H203V118H200L199 117V119H200V122H202L201 124H203V125H205L206 126V131H205V134H204V136H202V138H201V136H200V138L201 139H199V138H197V139H199L200 141H198L195 145H194V147L192 148V150L193 151H201V150H204V149H207V148H214V150H217V155H219V154H225L226 152H225V150H226V148H228V147H226V144H223L222 143V140L220 139V137L219 136H217L216 135V133H215V131L216 130H218V129H215L214 128V130L215 131H213V124H218L217 126H219V127H221L222 128V126H225L224 124H226L227 125V123H225L226 121H228V122H232V120L235 118V115L234 114H231V112H229V114L226 116V110L223 108V107H221V108H218ZM55 110H58V109H55ZM55 110H54V112H55ZM63 110V112H65V107L62 109ZM116 110V109H115ZM133 109H131L130 110V108H129V111H132ZM138 110V109H137ZM179 110V109H178ZM198 110V109H197ZM214 110V111H215ZM256 110V109H255ZM134 111H136L135 110V108H134ZM146 111V110H145ZM145 111H143V110H141V111H136V113H134V114H130L129 115V119L128 120H126V122L127 123H134V122H136V121H138L140 118H141V115L145 112ZM173 111H175V110H173ZM184 111H186V109L184 110ZM193 111V110H192ZM212 111H213V109H212ZM261 111V110H260ZM57 112V111H56ZM54 113V114H57L58 115V118H56V120L53 122V121H51V122H53V123H59V124H63L65 121H66V118L64 117V116H61L60 114H62V111H61V108H59V110H58V113ZM121 112H119V113H121ZM158 112V111H157ZM209 112V111H208ZM210 112H211V110H210ZM263 111H261V113H262ZM51 113H53V112H51ZM196 113V112H195ZM256 113V112H255ZM54 114L52 115V116H54ZM126 114V113H125ZM179 114V113H178ZM187 114V113H186ZM185 114V115H186ZM197 114V113H196ZM195 114V115H196ZM80 115V116H81ZM87 115V114H86ZM128 115V114H127ZM145 115V114H144ZM182 115V114H181ZM187 115H189V114H187ZM194 114L192 115L193 116V118H194V116H195ZM237 115H238V113H237ZM236 115V116H237ZM263 116H264V114H262ZM153 116H155V115H153ZM152 116V117H153ZM172 116V115H171ZM190 116V115H189ZM203 116V115H202ZM240 116V115H239ZM262 116V117H263ZM238 117V116H237ZM248 117V116H247ZM251 117V116H250ZM257 117V116H256ZM170 118V117H169ZM168 118V119H169ZM189 118V117H188ZM82 119V118H81ZM171 119V118H170ZM198 120L199 121V119L198 118H195V120ZM236 119V118H235ZM234 119V120H235ZM254 119V118H253ZM256 119V118H255ZM83 120V119H82ZM174 120V119H173ZM172 120V121H173ZM176 120V119H175ZM174 120V121H175ZM233 120V121H234ZM85 121V120H84ZM171 120H169V123L170 122H172ZM178 120H176L175 122L177 123V125L176 126H174V127H171V130H172V132H173V134L174 135H176V136H178V135H180V133H182L183 134V138H188L189 137V135H188V131L186 130V129H188V127H186L185 126V123H182V122H177ZM182 121L184 122V119L182 118ZM243 121V120H242ZM22 122V123H21ZM80 122V121H79ZM83 122V121H82ZM175 122H172V123H175ZM190 122V121H189ZM254 122V121H253ZM50 123V122H49ZM89 123H91V121H89ZM88 122H87V124H89ZM100 123V122H99ZM167 124H169L168 122H166ZM165 123V124H166ZM188 123V122H187ZM196 124H199V123H196ZM233 124V123H232ZM239 124V123H238ZM240 124H241V122H240ZM251 124H253V123H251ZM147 125V124H146ZM191 125V124H190ZM194 124H192V126H193ZM230 125V124H229ZM229 125H227V126H229ZM235 125H237V124H234V127H232V128H234V130H235V128L236 129H239V127H241V126H239L238 128L237 127H235ZM243 125V124H242ZM63 126V125H62ZM82 126V125H81ZM170 126V125H169ZM25 127V128H26ZM50 127V126H49ZM63 127H66V126H63ZM68 127V126H67ZM100 127V126H99ZM138 127V126H137ZM162 127H163V125H162ZM196 127V126H195ZM203 127V126H202ZM24 128V129H25ZM30 128V127H29ZM54 128H56V127H54ZM85 129H87L88 128V126H86V127H84ZM98 128V127H97ZM96 128V129H97ZM192 128V127H191ZM190 128V129H191ZM225 128V127H224ZM231 128V127H230ZM242 129H240L239 131L241 132V131H245V129H243V127H241ZM247 128V127H246ZM251 128H253V127H251ZM250 128V129H251ZM68 129H69V127H68ZM94 129V128H93ZM129 129V128H128ZM227 129V128H226ZM226 129L224 130L225 132H227L226 131ZM133 130V129H132ZM228 130H229V128H228ZM254 130V129H253ZM256 130V129H255ZM254 130V131H255ZM69 131V130H68ZM101 131V130H100ZM152 131V130H151ZM168 131V130H167ZM221 130L219 129L218 130V132H220ZM224 131H222V133L224 132ZM257 131V130H256ZM263 131H264V129H263ZM34 132V131H33ZM61 132V131H60ZM62 132H64L63 130H62ZM70 132V131H69ZM102 132V131H101ZM217 132V131H216ZM234 132V131H233ZM252 132V131H251ZM260 132H262L261 130H260ZM65 133H67L68 134V132L66 131ZM97 133V132H96ZM143 133V132H142ZM141 133V134H142ZM204 133V132H203ZM237 133V132H236ZM235 133V134H236ZM256 133V132H255ZM22 134H24V133H22ZM22 134H21V136H22ZM44 134H46V133H44ZM51 134H53V131H52V133ZM56 134H59L58 132H56ZM55 134V135H56ZM61 134V133H60ZM59 134V135H60ZM63 134V133H62ZM124 134V133H123ZM137 134V133H136ZM231 135H232V133H230ZM253 134V133H252ZM35 135V134H34ZM107 135H109V134H107ZM222 135V134H221ZM243 135H245V134H243ZM263 135V134H262ZM68 136H69V134H68ZM121 136V135H120ZM123 136V135H122ZM160 136V135H159ZM168 136H169V134H168ZM182 136V135H181ZM197 136V135H196ZM196 136H195V138H196ZM257 137H258V135H256ZM38 137V136H37ZM223 137V136H222ZM226 137V136H225ZM232 137V136H231ZM70 138V137H69ZM110 137H108V139H109ZM194 138V137H193ZM28 139V138H27ZM167 139V138H166ZM179 139H180V137H179ZM92 140V139H91ZM164 140H165V138H164ZM193 140V139H192ZM195 140V139H194ZM233 140V139H232ZM249 140H251V139H248V141ZM196 141V140H195ZM195 141H193V142H195ZM247 141V142H248ZM261 142V140H256V143H258V142ZM117 142V141H116ZM181 142V141H180ZM238 142L239 143H241L242 145H244L246 148L245 149H247V150H252L253 148L250 146V145H247V144H245L246 143V139L245 138H239V140H238ZM255 142V141H254ZM148 143H153V144H155L158 148L160 147V144H159V142L157 141V137L155 136V135H152L151 134V132H149L148 134H147V136L145 137V139L144 140H140L139 138H137L136 136H134V137H131V138H129V140L127 141V147H128V150L129 151H131V153L135 156L137 153H138V151L145 145V144H148ZM126 144V143H125ZM192 144V143H191ZM117 145V144H116ZM151 145V144H150ZM146 146V145H145ZM13 147H15V146H13ZM264 147V146H263ZM155 148V147H154ZM145 149V148H144ZM151 149V148H150ZM258 149V148H257ZM261 149V148H260ZM188 151H190V148H188L187 149ZM191 150V151H192ZM212 150V149H211ZM147 151H149L148 149H147ZM256 151V150H255ZM142 153V152H141ZM140 153V154H141ZM150 153H151V151H150ZM150 153H148V154H150ZM156 153V152H155ZM203 153H204V151H203ZM208 153V152H207ZM211 153V152H210ZM152 154V153H151ZM212 154V153H211ZM120 155V154H119ZM203 155V154H202ZM251 155V154H250ZM129 156V155H128ZM127 156V157H128ZM150 156V155H149ZM225 157H226V155H225ZM223 159V158H222ZM131 160V159H130ZM129 160V161H130ZM23 161H25V163H22ZM98 161V162H99ZM108 161V160H107ZM209 161V160H208ZM207 161V162H208ZM216 161V160H215ZM215 161H213V162H215ZM219 161V160H218ZM132 162V161H131ZM140 162H142V163H144L143 161H140ZM192 162V161H191ZM204 162H205V160H204ZM213 162H211V163H213ZM115 163V162H114ZM125 163V162H124ZM135 163H139L138 161L137 162H135ZM134 163V164H135ZM200 163H202L203 164V162H200ZM206 163V162H205ZM204 163V164H205ZM209 163L210 162H208L207 164H208V166L210 167V165H209ZM219 163H223V162H219ZM219 163H218V165H219ZM115 164H117V163H115ZM133 164V165H134ZM203 164V165H204ZM98 165V164H97ZM99 165H101L100 163H99ZM118 165V164H117ZM116 165V166H117ZM138 165V164H137ZM213 165H214V163H213ZM222 165V164H221ZM251 165V164H250ZM249 165V166H250ZM91 166V165H90ZM142 166H144V169H145V167L147 166V163H144ZM212 166V165H211ZM252 166V165H251ZM140 167V166H139ZM205 167V166H204ZM242 167H244V166H242ZM247 166H245V168H246ZM200 168V167H199ZM257 168L258 167H256L255 169H256V171H257ZM101 169V168H100ZM106 169V168H105ZM105 169H103L104 171H105ZM119 169V168H118ZM136 169H138L137 167H136ZM140 169V168H139ZM138 169V170H139ZM167 169V168H166ZM205 169V168H204ZM241 169V168H240ZM247 169V168H246ZM254 169V170H255ZM260 169V168H259ZM95 169H93V174H97L98 172H96V171H94ZM218 170V169H217ZM253 170V171H254ZM261 170V169H260ZM259 170V171H260ZM258 171V172H259ZM262 171H263V169H262ZM108 171H106V173H107ZM242 172V171H241ZM262 173V172H261ZM91 174V173H90ZM92 174V175H93ZM100 174V173H99ZM108 174V176H111V175H109V172L107 173ZM151 174L152 175H156L157 173H156V170L154 169L152 172H151ZM260 174H258V176H259ZM263 175V174H262ZM79 177V176H78ZM77 177V179H79ZM101 177V176H100ZM115 177V176H114ZM113 177V178H114ZM259 177H262V176H259ZM74 178H76V177H74ZM92 178V177H91ZM98 178V177H97ZM117 178V177H116ZM224 178V177H223ZM240 178V177H239ZM71 179V178H70ZM93 179H94V177H93ZM238 179V178H237ZM251 179V178H250ZM263 179V178H262ZM74 180V179H73ZM119 180H120V178H119ZM122 180H124V179H122ZM207 180V179H206ZM92 181V180H91ZM94 181V180H93ZM92 181V182H93ZM113 181V180H112ZM204 181V180H203ZM240 181V180H239ZM15 183L16 185H15V187L13 188V187H11V188H8V186H7V184H5V183ZM78 182V181H77ZM110 183V182H109ZM121 183V182H120ZM119 183V184H120ZM77 184V183H76ZM93 183H91V185H92ZM132 184V183H131ZM186 184V183H185ZM251 184V183H250ZM262 184H264V182L262 183ZM262 184H261V187H262ZM106 185H108V183L106 184ZM105 185V186H106ZM239 185V184H238ZM246 185V184H245ZM79 186V185H78ZM114 186H115V183L114 184H110V186H109V188H108V190L110 191V190H112L113 188H114ZM84 187V186H83ZM87 189H88V187L87 186H85ZM85 187H84V189H85ZM253 187H255V186H253ZM260 187V186H259ZM264 187V186H263ZM116 188V187H115ZM242 188V187H241ZM256 188V187H255ZM51 189V188H50ZM93 189V188H92ZM257 189V188H256ZM116 190V189H115ZM253 190V189H252ZM251 190V191H252ZM262 190V189H261ZM53 191V190H52ZM169 191V190H168ZM223 191H224V189H223ZM222 190H221V192H223ZM51 192V191H50ZM72 192V191H71ZM178 192H179V194H178ZM177 193H175V195L176 194H178V196H180V197H182V199H183V197H185V193H184V196H181L183 193L182 192H180V191H178ZM220 192V191H219ZM228 192V191H227ZM253 192H255L254 190H253ZM7 193H4V194H7ZM142 193V192H141ZM171 192H169L168 194H166V195H171L170 194ZM194 193V192H193ZM236 193V192H235ZM237 193H239V192H237ZM242 193H244V192H242ZM250 193H252V192H250ZM260 193V192H259ZM181 194V195H180ZM227 194V193H226ZM246 194V193H245ZM253 194V193H252ZM48 195V194H47ZM64 195V194H63ZM67 195V194H66ZM162 195H164V194H162ZM161 195V196H162ZM172 195H173V193H172ZM187 195V194H186ZM192 195V196H191ZM218 195H220V194H217V196ZM221 195H223V194H221ZM238 195V194H237ZM244 195V194H243ZM260 195V194H259ZM259 195L257 196L256 195V197H259ZM65 196V195H64ZM63 196V197H64ZM99 196V197H98ZM177 196V195H176ZM175 196V197H176ZM189 196V195H188ZM190 196H191V198L192 199H190L191 201H193L194 199L193 198H197V196H193V194L191 193L190 194ZM190 196H189V198H190ZM207 196V195H206ZM211 196V195H210ZM67 197V196H66ZM66 197H64L65 199H66ZM72 197H73V194H72ZM101 197V195H99V194H97L96 196H93V198L92 199H95V200H99L101 203L103 202V203H105V204H107L106 206H101L100 207V212H99V216L103 219V221H104V227H106L107 229H110V230H112V231H114V232H116V233H118L119 231H120V229L122 228V226H121V224L119 225H117V223H116V221L115 220H113V219H111V218H109V217H111V216H113L116 212H122L121 211V209H119V208H117V209H113L114 208V206H120V203H121V201H120V198L118 197V196H115V195H111L110 197H108V198H103V199H101L100 198ZM155 197V196H154ZM255 197V198H256ZM3 199H4V197H2ZM8 198V197H7ZM69 198H70V196H69ZM100 198V199H99ZM152 197H150V199H151ZM162 198H164L165 199V195H164V197L162 196ZM167 198V197H166ZM187 198V197H186ZM185 198V199H186ZM203 198H205V197H203ZM203 198H201L200 197V199H202L201 201H203L204 199ZM236 198V197H235ZM246 197H244V199H245ZM248 198H250V197H248ZM29 199V198H28ZM154 199V198H153ZM199 199V198H198ZM199 199V200H200ZM237 199V198H236ZM243 199V198H242ZM242 199H241V201H242ZM253 199V198H252ZM22 200V199H21ZM144 200V199H143ZM161 200H163V199H161ZM197 200V199H196ZM234 200V199H233ZM247 200V199H246ZM245 200V201H246ZM248 200H250V199H248ZM256 200V199H255ZM258 200V199H257ZM257 200H256V202H257ZM140 201H141V199H140ZM166 201V200H165ZM182 201V200H181ZM240 201V202H241ZM123 202V201H122ZM128 202V201H127ZM189 202V201H188ZM205 202H206V200H205ZM255 202V203H256ZM58 203V202H57ZM147 203V202H146ZM156 203V202H155ZM154 203V204H155ZM190 203V202H189ZM188 203V204H189ZM192 203V202H191ZM221 203V202H220ZM220 203H218V205H221ZM222 203H223V201H222ZM234 203H235V201H234ZM242 203H244L243 201H242ZM248 203V202H247ZM246 203V204H247ZM260 203V202H259ZM28 204V203H27ZM128 204H130V202H128ZM158 204V203H157ZM157 204H155V205H157ZM183 203H181L179 200H177V199H174L173 201L171 200V201H168L167 200V202H164V205H162V206H160V207H157V208H154V209H150L152 212H151V214H150V218L153 220V224H156L157 225V222L159 221V220H157V219H159V217L160 216H162L163 214H165V215H167V214H171V219H172V223H170L168 226H170V229H172V230H174L175 229V231L176 230H186L187 231V228H188V231H190V229L191 230H193V227L192 226H194L195 225V220H194V218L196 217L195 216V214L190 210V209H187V208H185L183 205H182ZM225 204V203H224ZM253 204V203H252ZM251 204V205H252ZM71 205V204H70ZM196 205V204H195ZM212 205H214V204H212ZM215 205H217V204H215ZM238 205H240L241 206V203L240 204H238ZM259 205V204H258ZM51 206V207H52ZM250 206V205H249ZM249 206H248V208H249ZM50 207V208H51ZM230 208H231V206H229ZM236 207V206H235ZM238 207V206H237ZM236 207V208H237ZM263 207H264V204H263ZM262 206L260 207V208H263ZM68 208V207H67ZM89 208V207H88ZM221 208V207H220ZM246 207H244V209H245ZM254 208H256V207H254ZM55 209V208H54ZM61 209V208H60ZM84 209V208H83ZM198 209V208H197ZM213 209V208H212ZM258 209V208H257ZM43 210H45V209H43ZM50 210V209H49ZM87 210V209H86ZM97 210V209H96ZM96 210H94V211H96ZM150 210H147V211H150ZM200 210V209H199ZM228 210V209H227ZM240 210V209H239ZM133 211V210H132ZM195 211V210H194ZM220 211V210H219ZM218 211V212H219ZM262 211H264V210H262ZM9 212V211H8ZM76 212V211H75ZM87 212V211H86ZM200 212V211H199ZM231 212V211H230ZM256 212V211H255ZM47 213V212H46ZM84 213L85 212H83V215H84ZM92 213V212H91ZM94 213V212H93ZM201 213V212H200ZM234 213H236V212H234ZM239 213V212H238ZM241 213H242V211H241ZM248 213H250V212H248ZM261 213H263V212H261ZM80 214H82V212L80 213ZM129 214V213H128ZM127 214V215H128ZM232 214V213H231ZM230 214V215H231ZM64 215V214H63ZM78 215V214H77ZM126 215V214H125ZM198 215V214H197ZM81 217H82V215H80ZM85 216H88V215H85ZM124 216V215H123ZM219 216V215H218ZM248 216V215H247ZM253 216V215H252ZM257 216H258V214H257ZM125 217H127V216H125ZM124 217V218H125ZM214 217V216H213ZM230 217V216H229ZM236 217H238V216H236ZM254 217V216H253ZM211 218V217H210ZM209 218V219H210ZM216 218H217V216H216ZM222 218H224V217H222ZM221 218V219H222ZM232 218H234V217H232ZM239 218H240V216H239ZM261 218H262V215H261ZM260 218V221L262 220ZM49 219V218H48ZM62 219H64V218H61L60 217V219H57V222H64L65 223V221H68V219L67 220H65L64 219V221H62ZM90 219H91V217H90ZM208 219V218H207ZM206 219V220H207ZM208 219V220H209ZM225 219V218H224ZM227 219H228V217H227ZM60 220V221H59ZM144 220V219H143ZM208 220L206 221L207 223H208ZM215 220V219H214ZM47 220L45 219V221L44 222H46ZM51 221L53 222L54 221V219H51ZM56 221V220H55ZM94 221V220H93ZM92 221V222H93ZM217 221H219V220H217ZM221 221V220H220ZM225 221V220H224ZM263 221H264V219H263ZM79 222V221H78ZM96 222V221H95ZM98 223H99V221H97ZM145 222V221H144ZM164 222H169L168 221V218L167 219H165L162 223H164ZM203 222V221H202ZM213 222V221H212ZM222 222V221H221ZM49 223H51L50 222V219H49ZM49 223L47 222V224L49 225ZM68 223V222H67ZM81 223V222H80ZM86 223V222H85ZM216 223V222H215ZM259 223V222H258ZM58 224V223H57ZM60 224V223H59ZM70 224V223H69ZM137 224V223H136ZM136 224H134L135 225V227H137L136 226ZM148 224V223H147ZM206 224V223H205ZM212 224V223H211ZM235 224V223H234ZM50 225H52V224H50ZM96 225V224H95ZM133 225V224H132ZM131 225V226H132ZM209 225V224H208ZM217 225V224H216ZM241 225H243V223L241 224ZM244 225H246V227L248 228V225L247 224H244ZM54 226H55V224H54ZM130 226V225H129ZM141 227L142 228V225L140 224V225H138V227ZM167 226V225H166ZM166 226H164V227H166ZM196 226V225H195ZM222 226H226V224L225 225H222ZM221 226V227H222ZM227 226H230V225H227ZM240 225H238L237 227H239ZM250 226V225H249ZM56 227H59V225H57ZM63 227V226H62ZM135 227H133V230H135L134 228ZM152 227V228H151ZM150 228L152 229V230H154V229H156V228H158L159 229V227H157V226H151ZM172 227V228H171ZM207 227V226H206ZM231 227V226H230ZM233 227H235V226H233ZM55 228V227H54ZM53 228V229H54ZM86 228H87V226H86ZM85 228V229H86ZM149 227H147V229H148ZM167 228H169V227H167ZM181 228H185V229H181ZM195 228V227H194ZM250 228V227H249ZM252 228H254V227H252ZM261 228V227H260ZM56 229H58V228H56ZM56 229H54V230H56ZM79 229V228H78ZM144 229V228H143ZM147 229H146V225H145V230L147 231ZM151 229H149V232H150V235H151ZM164 229H166V228H164ZM196 229V228H195ZM194 229V230H195ZM208 229V228H207ZM257 229H259V228H257ZM53 230V231H54ZM80 230H81V228H80ZM228 230H230V228L228 229ZM82 231V230H81ZM132 231V230H131ZM156 231V230H155ZM171 231V230H170ZM174 231V234H176V232ZM216 231V230H215ZM222 231V230H221ZM246 231H247V229H246ZM60 232H62V231H60ZM134 232V231H133ZM135 232H136V230H135ZM142 232V231H141ZM190 232H192V231H190ZM223 232V231H222ZM55 233V232H54ZM53 233V234H54ZM57 233V232H56ZM79 233H80V231H79ZM148 233V232H147ZM159 233V232H158ZM200 233H201V231H200ZM217 233V232H216ZM219 233V232H218ZM221 233V232H220ZM244 233V232H243ZM255 233V232H254ZM208 234H209V231H208ZM212 234V233H211ZM223 234V233H222ZM248 234V233H247ZM256 234H257V232H256ZM255 234V235H256ZM264 233L262 232V234H260V235H257L258 237L259 236H261V235H263ZM80 235V234H79ZM110 234H108V236H109ZM134 235V234H133ZM141 235V234H140ZM149 235V236H150ZM157 235L158 234H156V239L155 240H157ZM252 235V234H251ZM255 235L253 234V238H256L255 237ZM43 236V237H44ZM76 236H78L77 234H76ZM83 236H84V234H83ZM86 236H87V234H86ZM128 236V235H127ZM142 236V235H141ZM140 236V237H141ZM153 236V237H154ZM209 236V235H208ZM213 236V235H212ZM219 236V235H218ZM39 237V236H38ZM100 237V236H99ZM104 237H106L107 238V236H104ZM126 237V236H125ZM133 237V236H132ZM139 237V235L137 236V238ZM205 236H203V238H204ZM236 237V236H235ZM257 237V238H258ZM52 238H55V236L54 237H52ZM60 238H61V236H60ZM86 238V237H85ZM103 241L104 240H106V238L105 239H103V237L101 236L100 237ZM109 238H111L112 239V236H110ZM108 238V239H109ZM160 238V237H159ZM196 238V237H195ZM228 238V237H227ZM115 239V238H114ZM142 239V238H141ZM147 239H149V237L147 238ZM199 239V238H198ZM231 239H233V237L231 238ZM237 239V238H236ZM39 240H41L40 238H39ZM80 240V239H79ZM82 240V239H81ZM84 240V239H83ZM119 240V239H118ZM117 240V241H118ZM143 240V239H142ZM161 240V239H160ZM169 240V239H168ZM220 240V239H219ZM32 242H35V241H37V239L36 240H31ZM61 241V240H60ZM62 241H63V239H62ZM162 241H163V239H162ZM173 241H174V239H172V240H170L169 242H168V245H166L168 248H169V251H170V254H171V256L173 257H175L176 259H178V260H180V261H182L181 259L183 258V256L185 255L184 253H185V251L183 250V247H181V246H177V245H173L172 243H173ZM232 241V240H231ZM110 242V241H109ZM202 242H204V241H202ZM56 243H57V241H56ZM71 243V242H70ZM69 243V244H70ZM73 243H75V242H73ZM158 243V242H157ZM166 243V242H165ZM231 243V242H230ZM229 243V244H230ZM252 243V242H251ZM261 243V242H260ZM27 244V243H26ZM45 244V243H44ZM54 244H55V242H54ZM60 244V243H59ZM66 244V243H65ZM79 244V243H78ZM175 244V243H174ZM24 245H25V243H24ZM36 245V244H35ZM47 245V244H46ZM57 245V244H56ZM72 245V244H71ZM77 245V243H75V246ZM122 245V244H121ZM120 245V246H121ZM189 245H191V243L189 244ZM197 245V244H196ZM195 245V246H196ZM206 245V244H205ZM252 245V244H251ZM4 246V245H3ZM31 246V245H30ZM38 246H39V244H38ZM66 246V245H65ZM67 246H69V245H67ZM89 246V245H88ZM123 246V245H122ZM126 245L124 244V247H125ZM186 246H188V245H186ZM192 246V245H191ZM201 246V249L203 248L202 247V245H200ZM199 246V247H200ZM204 246V245H203ZM217 246V245H216ZM29 247V246H28ZM35 247V246H34ZM33 247V248H34ZM77 247V246H76ZM92 247V246H91ZM139 247V246H138ZM137 247V248H138ZM158 247V246H157ZM198 247V248H199ZM219 247H220V245H219ZM67 248H70V247H67ZM73 248H75V247H73ZM89 248V247H88ZM137 248H136V250H137ZM186 248V247H185ZM64 249H66V247H64ZM76 249V248H75ZM125 249V248H124ZM123 249V250H124ZM139 249H140V247H139ZM138 249V250H139ZM144 248H141L140 249V251L141 250H143ZM200 249V248H199ZM30 250V249H29ZM74 250V249H73ZM188 250H190V249H188ZM213 250V249H212ZM28 251V250H27ZM96 251V250H95ZM128 251H130V250H127V252ZM144 252H145V249L143 250ZM142 251V252H143ZM151 251H153V249L151 250ZM156 251V250H155ZM69 252V251H68ZM113 252V251H112ZM147 252H149L150 254L152 253V252H150V251H147ZM146 252V253H147ZM187 252V251H186ZM264 252V251H263ZM60 253V252H59ZM74 253V252H73ZM72 253V254H73ZM76 253V252H75ZM74 253V254H75ZM81 253V252H80ZM80 253H79V255H80ZM153 253L155 254L156 252H154L153 251ZM26 254V253H25ZM112 254H114V253H112ZM138 254V253H137ZM141 254V253H140ZM153 254V255H154ZM157 255H159L158 253H156ZM155 254V255H156ZM208 254V253H207ZM247 254H249V253H247ZM31 255H32V253H31ZM62 255V254H61ZM107 255V254H106ZM156 255V256H157ZM62 256H66V255H62ZM62 256H60V257H62ZM69 256L71 257V255L69 254ZM93 256H95V255H93ZM100 256V255H99ZM103 256H105V255H103ZM131 256V255H130ZM207 256V255H206ZM2 256L0 255V258H1ZM35 257H37V256H35ZM76 257V256H75ZM143 257V256H142ZM151 257V256H150ZM41 258V257H40ZM52 258H54V256L53 257H51L50 258V260L49 259H45V260H48V261H51L52 260ZM73 259H74V257H72ZM101 258V257H100ZM137 258V257H136ZM147 258V257H146ZM170 258V257H169ZM55 259V258H54ZM79 259V258H78ZM176 259L174 260V259H172L174 262H176ZM44 260V261H45ZM56 260V259H55ZM55 260H53V261H55ZM60 260V259H59ZM80 260V259H79ZM100 260V259H99ZM5 261V260H4ZM53 261L51 262V263H53ZM57 261V260H56ZM68 261V260H67ZM76 261H77V259L74 261L75 263H76ZM103 261V260H102ZM172 261V262H173ZM179 261V262H180ZM204 261V260H203ZM33 262V261H32ZM37 263H39L38 261H36ZM35 262V263H36ZM42 262H43V260H42ZM58 262V261H57ZM172 262H171V264H172ZM208 262V261H207ZM1 263V262H0ZM31 262H29V263H27V264H30ZM34 262L33 263H31V264H35ZM40 263H41V261H40ZM63 263H64V260H63ZM84 263V262H83ZM99 263V262H98ZM177 263V262H176ZM202 264H203V262H201ZM4 264V263H3ZM5 264H8V262L7 263H5ZM45 264V263H44ZM59 264V263H58ZM61 264V263H60ZM71 264V263H70ZM109 264H113L112 262H110ZM189 264H191V263H189ZM192 264H195V263H193L192 262Z\"/></svg>",
	"mask_w": 264,
	"mask_h": 264
}]
</instances>
